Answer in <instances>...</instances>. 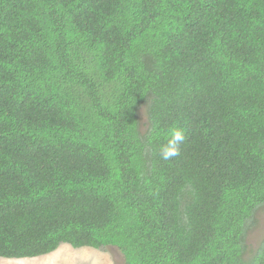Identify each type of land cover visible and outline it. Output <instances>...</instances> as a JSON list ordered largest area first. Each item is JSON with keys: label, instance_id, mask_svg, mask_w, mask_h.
Here are the masks:
<instances>
[{"label": "trees", "instance_id": "16d2710c", "mask_svg": "<svg viewBox=\"0 0 264 264\" xmlns=\"http://www.w3.org/2000/svg\"><path fill=\"white\" fill-rule=\"evenodd\" d=\"M262 209L264 0H0V259L264 264Z\"/></svg>", "mask_w": 264, "mask_h": 264}, {"label": "rangeland", "instance_id": "374dc122", "mask_svg": "<svg viewBox=\"0 0 264 264\" xmlns=\"http://www.w3.org/2000/svg\"><path fill=\"white\" fill-rule=\"evenodd\" d=\"M264 239V209L259 213L258 226L249 236L251 250L256 249ZM0 264H126L122 252L116 247L95 249L91 247L75 248L62 244L56 251L31 258H1Z\"/></svg>", "mask_w": 264, "mask_h": 264}, {"label": "clouds", "instance_id": "9594fccd", "mask_svg": "<svg viewBox=\"0 0 264 264\" xmlns=\"http://www.w3.org/2000/svg\"><path fill=\"white\" fill-rule=\"evenodd\" d=\"M184 138V132L182 129L174 128L172 130L171 139L163 151L164 159H168L179 154V144L184 140Z\"/></svg>", "mask_w": 264, "mask_h": 264}]
</instances>
